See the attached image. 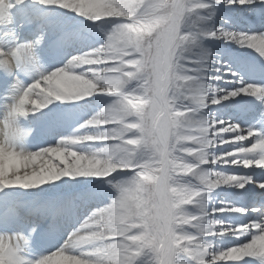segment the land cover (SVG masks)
I'll use <instances>...</instances> for the list:
<instances>
[{"label": "snow or ice", "instance_id": "obj_1", "mask_svg": "<svg viewBox=\"0 0 264 264\" xmlns=\"http://www.w3.org/2000/svg\"><path fill=\"white\" fill-rule=\"evenodd\" d=\"M35 2L109 27L94 47L74 54L63 51L55 35L46 41L43 31L32 40L17 36L8 47H0V102L5 108L0 119V191L18 188L35 197L15 202L7 195L0 198L4 264H135L145 252L151 254L145 264H152V252L162 242L179 245L168 264H185L179 253L190 264H208L219 252L241 247L264 231V193L259 192L264 180L216 170L217 166L264 169L255 162L245 165L247 160L264 157V148H253L258 142L264 144V129L219 118L211 107H224V101L236 97H264V85L246 82L208 50L195 60L185 55L189 45L207 38L246 47L264 59V50L253 46L264 40V29L234 31L222 24L203 31L198 24L188 23V17L199 11L207 15L198 20H211L214 5L251 6L264 17V0H76L78 6H66L62 0ZM4 4L0 0V25L12 24L23 31L39 23L17 25L8 12L14 5L8 2L5 8ZM105 6L127 14H105ZM149 9L148 19L166 27L145 36L140 33L142 14ZM104 97L113 99L78 126L97 132L74 131L35 150H21L29 137L54 135V127L47 123L51 114L39 118L45 121L43 127L33 120L23 128L19 120L35 117L52 104L92 103L90 98L102 101ZM81 144L100 147H75ZM164 171L170 173V187L184 186L193 194L175 202L146 194L144 185ZM204 171L210 180L237 177L243 187L236 183L208 187L201 180ZM97 183L107 184L114 196L90 188L73 191ZM222 185H234L244 189L242 195L261 199L244 206L221 202L220 208L201 209L203 194ZM36 189L40 192L31 193ZM51 192L71 195L44 196ZM189 205H198V214L190 213ZM130 207L136 208L132 219ZM176 209L183 213L173 216ZM225 212L235 214L230 223L207 219ZM175 219L182 222L178 235L171 228ZM203 220L212 223L201 231ZM208 237L225 238L227 246L214 250L213 243L211 247L202 243L211 241ZM41 245L45 250L34 256L30 250ZM244 258L264 264V257L257 256L216 264H239Z\"/></svg>", "mask_w": 264, "mask_h": 264}, {"label": "bare ground", "instance_id": "obj_2", "mask_svg": "<svg viewBox=\"0 0 264 264\" xmlns=\"http://www.w3.org/2000/svg\"><path fill=\"white\" fill-rule=\"evenodd\" d=\"M209 1L212 2V0H204V2H209ZM28 9H30V10H28ZM244 11H247L246 14H244V15H250L252 12L254 13V9L251 6H246V7L240 6V7L225 8L222 5H214L215 15L212 17L211 20H207V21L198 20V16L207 15V12L199 11L198 13H193L192 15H190L188 17V23L190 25L193 23L198 24L199 27L201 28V30H203V31H207L208 29H210L214 26L219 27L222 24L226 27V24H224V21L225 20L228 21L230 19L229 14L232 15L234 12L237 13V12H244ZM249 12H251V13H249ZM16 16L17 17H14L13 20H16L17 24H20L23 21L31 22L33 19L43 20L41 25H43V24L47 25V27H45V30H44L46 41L49 37L61 32L62 26L60 24L57 28H51V29H53V31L48 33V31L50 29V24H51L50 22L59 21V19L55 17V15L53 14V11L50 7L39 5L36 2L33 5L28 6L25 9H18L16 12ZM39 16H41V17H39ZM243 16H242L243 20H245L247 22V23H245V27H244V24L243 25H237V28L235 29V31H245V29L248 28L249 26H251L253 31H256L258 29H264V17H261L259 9H257V12H255L254 16H253V14H251L250 17H245V16L243 17ZM77 24H78L77 26H79L81 28V30L83 29V31H85L86 33H85L83 38H79L80 34H78V33L75 34V35H78V38H76L75 43L74 42H72V43L66 42L65 43L62 50L67 52V53L74 54L77 51L87 50L90 47H94L103 38L102 30H106L109 27V25L104 23L103 21H97V22L93 23L92 21L85 20L84 18H82ZM5 25L7 26V24H5ZM5 25L2 26V29H6ZM8 26H10V25H8ZM12 27H13V25H12ZM13 30H14V32L12 33V37H15L16 36V33H15L16 28L15 29L12 28V31ZM64 30H66L64 32V34L69 37L68 40L72 41L73 31H72V33H70L71 30L68 27H66ZM18 31H17L18 33L23 34L27 31V28H25L23 31L18 29ZM27 34L28 33H26V35ZM50 34H52V35H50ZM5 41H8V40L6 39ZM65 41H67V40H65ZM0 47H4V46H0ZM204 50H208L214 58H219L222 63L224 62V60L227 61V62H224L225 66L234 67L233 64L235 63L236 60H243V61L248 60V61H252V62H256V60H259V61L264 62V59L260 60L259 55L257 53H255L254 50L248 49L246 47L245 48L238 47L235 44L225 43L223 40H215V39H207V38L200 40L195 45H189L185 55L187 57L195 60L198 56L203 54ZM231 54L233 56H231ZM44 64L48 66V64H46V63H44ZM242 68H243V70H246V72L248 73V76L254 74L252 78L257 79V77H258L259 78L258 79L259 84L264 85V74H262L263 69H264L263 65L258 64L255 67V66H251L248 63H245V64H243ZM209 75H211V73H209ZM248 78H251V77L249 76ZM22 79L23 80L25 79L24 75H22ZM225 79H227V77H225ZM249 82L250 83H256L253 80H251ZM131 86H132L131 84L128 85V87H131ZM220 86H224L223 82H220ZM90 99L93 100L92 103H84L83 101L73 102V103H61L59 105H61L62 108L54 109V110H50L49 108L52 109L53 107H55L57 105L56 104L49 105L48 107H46L43 110V113L40 115V117L42 115L51 114V115L47 116V123L52 124L53 127L63 126V127L68 128V127H71V125H74L73 126L74 131H79V132L89 131L91 133H95L98 131V129H96V128L79 129L78 126L84 122V120L81 116L83 114L85 115L86 112H83V111L79 112L76 109V108H78L77 106L92 104V105H94L95 112H97L105 104L109 103L113 98L112 97H104L102 101H95L94 98H90ZM8 101L11 102L10 99ZM103 102H106V103L102 104ZM223 104H224V107H226V111L224 112L225 114L218 116L217 113L220 111L221 108H224V107H221L220 105L211 106L213 109H215L214 114L216 116H218L219 118L224 116V118H222V119L233 121L237 116H240V113H241L242 117L239 118V121H237V122H240L242 124V126L247 124L246 119H245L246 115L258 113V111L262 112V113L264 112V97H259V96H257V97H251V96L236 97L234 100L224 101ZM229 104H239V106L240 105H246V106H241L240 108H238L235 111L236 116L234 117V116H231L230 114H228V112H230V111L233 112V110H234V108H231V107L229 108ZM258 108L263 109V110H258ZM69 109L71 110V113H69ZM230 109H232V110H230ZM67 116L70 117L71 121L62 120L63 118H65ZM34 118L35 117L29 116L27 119H24V121H30L31 120V122H32L34 120ZM60 118H62V119H60ZM37 124H38V126L43 127L45 124V121L41 120L40 123H37ZM258 124H259V126L256 127L257 129H264V118H263V120H258ZM18 125L21 126L20 120L18 121ZM30 126H31V124H30ZM67 128L64 131L65 136L73 133ZM58 135L60 136V134H58ZM47 141L48 140L46 138V135L45 136H37V137H29V140H27L25 143L21 144V146L31 150V149H33V146L38 147V146H43L45 144H48ZM87 145H90L91 148L100 147L99 144H81L79 146H87ZM216 170H219L222 172L223 171H234L240 175H248V176H251L252 179L256 180L257 182L264 180V169H262V168H255V169L250 168V169H239L238 170V169H229V168H227V166H225V167L217 166ZM105 185H107V184L97 183V184H93V185L80 186V187L74 189L73 191L74 192L75 191H82L84 188H90V189L105 188ZM246 187H249V186H246ZM44 188L50 189L51 186L45 185ZM259 192L264 193V189L259 190ZM243 193H244V189H239V188L235 187L234 185H222V186L217 187L214 190H211V191L203 194L204 206L207 210L210 211L213 207L219 208V206L222 205V204H218L219 199H221L225 202L224 199L234 200V196H237L236 199H240L239 202H241V203H238L237 201H234V204H236L238 206H241L242 203L250 204L249 201L251 200V196H244V195H242ZM48 194H55L56 196L57 195H63L65 197L68 195H71V193L61 194V193H56V192H51ZM219 195L224 197V199L223 198H216L215 199V196L217 197ZM257 202H259V201H257ZM242 206H244V205H242ZM187 210L192 214H198L199 207H198V205H189V206H187ZM220 214H224V217H227L229 220L223 219L221 216H218ZM233 215H235V214L227 213V212L218 213L216 216L207 217V219H214V218L219 217V218H222L225 223H230L231 217ZM207 239H209L213 242L214 250L216 247H219V248L226 247L227 243H228L225 238L208 237ZM218 243H220L221 245L218 246ZM39 247L41 249L42 248L45 249V245H41ZM148 256H149L148 253L145 252L144 254H142L140 257L137 258V260L135 261V264H145V262L149 260ZM178 259L185 261V264H190L189 258L186 257L183 253L178 254ZM245 261H247L248 264H260V262L254 258H244V260L239 262V264H245ZM220 264H230V262H220Z\"/></svg>", "mask_w": 264, "mask_h": 264}, {"label": "clouds", "instance_id": "obj_3", "mask_svg": "<svg viewBox=\"0 0 264 264\" xmlns=\"http://www.w3.org/2000/svg\"><path fill=\"white\" fill-rule=\"evenodd\" d=\"M62 2L66 6H78L76 3V0H62ZM5 8H7L8 2L5 0L4 4ZM105 14L108 15H119V14H127V12L121 13L117 9H113L110 7L105 6L103 9ZM152 15L151 10H146L142 14V20L144 26L140 29V33L145 36H151L154 32L161 31L166 27L163 23H154L151 20L148 19ZM255 47L264 50V40H257L254 45ZM57 77L62 76L63 74L59 72V70L56 73ZM261 147L264 148V144L257 143L253 145V148ZM21 150H23V147H21ZM255 162L257 166L264 165V157L261 159L252 161L247 160L245 161V165L251 164ZM170 175L169 172L164 171L161 176L155 177L154 181L152 183H147L144 185L146 194H153L157 196H161L164 198H167V200L171 202H175L180 200L183 196H190L192 193L191 190L187 189L184 186H180L177 188L170 187L168 183V176ZM187 175V173H185ZM201 180L203 183H205L208 187H214L219 184H233L236 183L237 186L243 187L242 184H239V178L237 177H225V176H218L215 180L208 179V173L206 171L200 173ZM198 194V191L196 192ZM188 202H191L190 199ZM204 207L203 200L200 203V208L202 209ZM232 211H240V209L233 208ZM183 213L182 209H176V211L173 213V216H178ZM136 214V208L130 207L129 208V219H132L135 217ZM212 223L208 220H203L200 223V230L203 231L204 229L208 228L209 224ZM153 227H155L153 225ZM171 228L173 230L174 234H179L183 231L182 229V222L179 219H175L171 222ZM90 241H83V243H89ZM191 242V241H190ZM206 243L209 247L212 245V241L202 242ZM178 244H174L171 242H162L158 249L152 252V264H168V261L173 253V251L178 248ZM244 256H257V257H264V231H262L258 236L253 237L249 243L237 247V248H228L226 251L219 252L216 256L211 257V259L208 261V264H216V261L218 260H237L241 259ZM0 264H4L3 259V248H0ZM51 264V262H49Z\"/></svg>", "mask_w": 264, "mask_h": 264}, {"label": "rangeland", "instance_id": "obj_4", "mask_svg": "<svg viewBox=\"0 0 264 264\" xmlns=\"http://www.w3.org/2000/svg\"><path fill=\"white\" fill-rule=\"evenodd\" d=\"M8 2L14 5V7L8 9L9 16L11 18H14V17H17L16 16V12H17L18 9H25L28 6L33 5L35 3V0H24V3L23 4H18L17 3V0H8ZM209 3H211V1H209ZM50 8L52 9L53 14L55 15V17L59 19V21H52V22H50L51 23L50 26H52L53 28H57L60 25V23H62L63 21H66V24H69V26H74L75 31L73 33H75V34L81 33V32L84 33V34L86 33L85 31H83V29L81 30V28L79 26H77L78 25L77 23L82 19V17H79L76 14L71 13V12H68V11H66L64 9H59V8H55V7H50ZM28 10H30V9H28ZM39 17H41V16H39ZM230 17H231L230 20H228V23L226 24V27L229 28V30H231L230 28H233V25L235 23L237 24V22H241L243 20L238 15V13H235V12ZM33 20L38 21L39 23H37L35 25H31L30 27L27 28V31L25 32V33H28L26 38H24V35H23L24 33L23 34L18 33L19 32L18 31V29H19L18 27L16 28V30L18 31L17 32L18 35H16L15 37H12V33L14 32V30L12 31V28H13L12 27V24H7V26L4 24L6 26V29H2V26L3 25H0V46H4L5 48L8 47L15 40V38L17 36H19V38L22 39V40H32V39H34L36 37V35L40 34L41 31L44 32L45 27H47V25H40V22H41L40 19H33ZM244 21L245 20H243L242 23H244ZM8 25H10V26H8ZM249 29L250 28L248 27V30L247 31H250ZM233 30L235 31V29H233ZM51 31H53V29H49L48 33H50ZM29 34H30V36L28 37ZM4 37L5 38L7 37L6 39L9 42L8 41H4V40H6ZM260 60H262V59L260 58ZM256 61L259 64L263 65V67H264V62L259 61V60H256ZM0 75H3V73L0 72ZM104 103H106V102H103L102 104H104ZM80 111H85L86 112L85 115L83 114L81 116L84 121H86L87 119H89L91 116H93L96 113L95 112V109H94V105H92V104L83 106V108H80ZM224 111H225V109L224 108H221L220 109V112L217 113V114L218 115L219 114H224ZM4 115H5V108L3 106V103L0 102V119H2ZM263 118L264 117H261L260 120H262ZM250 124L251 123H248V125L246 124L243 127H248V126H250ZM20 127H22V126H20ZM83 132H85V131H83ZM87 133H91V132L87 131ZM89 147H90V145H87V146H79V145H77L76 146L77 149H82V150L92 149L91 147L90 148ZM254 181H256V180H254ZM94 190L95 191H98V192H101L105 196H108V197L114 196V191L111 190L108 185H105V188L94 189ZM39 192H40V190H38V189L31 190V193H39ZM6 195L13 202L18 201V200H22V199H34V196L30 195V193H26L24 190L18 189V188H5L3 191H0V198L5 197ZM47 195H49V194L48 193L47 194H44V196H47ZM218 197H220V196H218ZM255 197H257V196H255ZM253 201L255 202V199H253ZM214 219H219L220 220L221 218L218 217V218H214ZM148 255H149L148 257L150 258L151 254L148 253Z\"/></svg>", "mask_w": 264, "mask_h": 264}]
</instances>
